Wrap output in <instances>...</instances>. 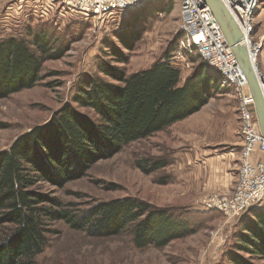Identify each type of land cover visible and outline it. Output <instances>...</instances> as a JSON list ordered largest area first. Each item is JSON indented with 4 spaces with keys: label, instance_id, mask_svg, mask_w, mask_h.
Masks as SVG:
<instances>
[{
    "label": "trees",
    "instance_id": "16d2710c",
    "mask_svg": "<svg viewBox=\"0 0 264 264\" xmlns=\"http://www.w3.org/2000/svg\"><path fill=\"white\" fill-rule=\"evenodd\" d=\"M28 23L24 33L0 38V100L33 88L42 79L43 64L70 49L72 41L56 36L48 22L31 18ZM134 39L117 36L127 51ZM174 49L149 67L127 73L129 57L112 47L109 60L98 64L109 81L85 76L71 98L75 106L68 103L0 151V227H10L0 241V264L31 262L43 252L49 226L56 221L93 238L127 234L137 249L164 248L197 231L191 216L196 212L186 209L127 197L70 211L54 194L84 178L98 162L194 114L218 92L220 81L207 74L204 63L181 83V71L169 62ZM166 166L153 158L136 162L146 175ZM168 181L162 177L158 184ZM44 185L53 190L44 192ZM248 214L239 224L234 250L264 261V206ZM229 263L252 264L236 254Z\"/></svg>",
    "mask_w": 264,
    "mask_h": 264
},
{
    "label": "rangeland",
    "instance_id": "374dc122",
    "mask_svg": "<svg viewBox=\"0 0 264 264\" xmlns=\"http://www.w3.org/2000/svg\"><path fill=\"white\" fill-rule=\"evenodd\" d=\"M14 1L17 0H7L0 6V38L24 33L25 26L34 19L28 12L19 11L22 8H17L18 4L12 5ZM146 4L144 8L141 6L143 9L114 13L100 19L76 16L45 21L52 25L56 36L64 35L72 41L70 49L61 59L43 64L42 79L33 88L0 100V151L7 150L17 137L46 123L55 112L71 103L77 83L85 76H99L109 81L99 73L98 64L109 60L106 54L112 47L129 57L125 66L127 73L149 67L175 48L180 25L179 0H152ZM262 5L264 0H259L253 20ZM263 31L259 32L254 24L253 39L264 48ZM131 35L137 38L132 40L131 51L122 49L117 36L129 40ZM254 35L263 38H254ZM200 62L194 57L193 66L180 73L181 82ZM259 67L264 74L261 62ZM172 136L167 128L134 142L112 158L98 162L84 178L68 184L63 190H55L54 194L70 211H82L100 202L127 197L156 207L193 211L196 213L191 216L197 227L193 235L160 249L151 246L137 249L127 234L93 238L56 221L49 226L43 252L25 264H230L232 254L252 264H264L256 257L234 250L239 224L249 216V211L227 219L214 211H202L200 206L205 198L183 197L182 186L176 182L177 153L171 147ZM151 158L164 161L167 166L151 174L142 173L136 162ZM162 177L168 178L167 184H158ZM51 190L49 186H43L44 192ZM9 228L0 227V241Z\"/></svg>",
    "mask_w": 264,
    "mask_h": 264
},
{
    "label": "built area",
    "instance_id": "2783aa9c",
    "mask_svg": "<svg viewBox=\"0 0 264 264\" xmlns=\"http://www.w3.org/2000/svg\"><path fill=\"white\" fill-rule=\"evenodd\" d=\"M152 0H21L19 11L48 21L91 16L100 19L114 13L134 11ZM174 1V0H173ZM241 34L238 46L247 51L264 104V74L259 69L261 44L253 39L254 14L259 0H219ZM179 39L169 62L181 72L193 66L194 57L215 72L221 85L231 89L237 103L242 145L237 180L231 194L205 197L200 208L233 219L264 206V136L255 117V106L247 78L230 45L203 0H179ZM32 4L31 7L26 6ZM5 23V22H3Z\"/></svg>",
    "mask_w": 264,
    "mask_h": 264
},
{
    "label": "crops",
    "instance_id": "0c3cea01",
    "mask_svg": "<svg viewBox=\"0 0 264 264\" xmlns=\"http://www.w3.org/2000/svg\"><path fill=\"white\" fill-rule=\"evenodd\" d=\"M5 1L7 0H0V6H4ZM12 3L15 6L22 4L21 0ZM26 6L31 7L32 4L27 3ZM254 24L262 32L264 5L261 6ZM257 37L263 38L257 35L254 38ZM260 62L264 66L262 45L259 66ZM207 74L219 79L209 68ZM218 83V92L212 94L197 112L168 127L173 135L171 147L177 153L176 182L182 186L184 198L201 199L212 194H231L236 184L242 145L237 103L232 97L231 89Z\"/></svg>",
    "mask_w": 264,
    "mask_h": 264
},
{
    "label": "water",
    "instance_id": "95a60500",
    "mask_svg": "<svg viewBox=\"0 0 264 264\" xmlns=\"http://www.w3.org/2000/svg\"><path fill=\"white\" fill-rule=\"evenodd\" d=\"M203 1L209 7L213 17L219 24L227 43L232 48V51L247 78L248 86L254 100L255 117L258 122L259 130L264 136V104L256 82L254 71L248 60L247 51L244 47L237 45L241 39V34L219 0Z\"/></svg>",
    "mask_w": 264,
    "mask_h": 264
}]
</instances>
